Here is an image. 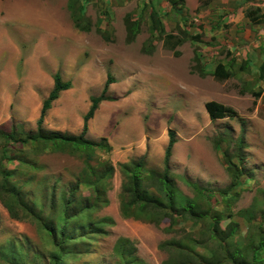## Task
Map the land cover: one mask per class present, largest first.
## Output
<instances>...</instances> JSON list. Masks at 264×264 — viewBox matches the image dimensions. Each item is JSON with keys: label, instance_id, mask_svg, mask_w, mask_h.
Returning <instances> with one entry per match:
<instances>
[{"label": "rangeland", "instance_id": "1", "mask_svg": "<svg viewBox=\"0 0 264 264\" xmlns=\"http://www.w3.org/2000/svg\"><path fill=\"white\" fill-rule=\"evenodd\" d=\"M193 2L189 0V5ZM162 3L159 14L170 31L180 19L169 0ZM196 4L200 7L199 0ZM144 5L145 0H0V171L14 172L12 181L18 191L36 211H42L43 217L56 221L63 199L78 179L85 177L87 165L81 154L44 153L22 140L38 132L37 121L53 89L54 75L59 73L64 82H71V88L53 102L42 131L69 135L81 133L91 98L102 94L108 76L119 89L128 80L131 101L120 94H108L114 101L100 104L92 125L88 123L86 138L108 141L116 127L112 135L118 130L116 139L124 142L130 132L126 143L132 145L140 140L141 129L147 137L173 130L176 143L171 150L169 176L175 194L195 202L201 210L212 207L229 215L238 223L236 243L241 244L256 224L264 222L260 219L264 212V89L250 88L251 83L242 79L217 81L214 77L204 81L193 78L198 89L193 94L187 92L188 87L176 86L172 73L175 60L187 62H179V67L195 66L168 50L175 40L165 45L163 38H152L148 13L141 17L135 40L128 41L125 18L139 15ZM193 19H186L191 36L198 28L202 32L204 26ZM201 36L185 39L178 51L190 58L198 49L196 42L211 39L205 33ZM129 58L148 64L152 71H131L134 62ZM209 101L233 109L236 116L211 121L205 113ZM10 134L15 140L8 142L6 135ZM242 135L244 146L240 147ZM5 152L13 161L3 160ZM225 155L237 166L236 173L228 169ZM102 162H111L115 170L103 185L108 205L91 219L96 224L106 219L101 223L105 235H95L88 247L77 244L80 253L76 258L68 256L64 264H121L115 252L121 240L129 241L123 243L127 252L146 263L163 264L169 251L161 250V244L199 235L200 226L191 222L180 221L171 227L169 218L160 225L124 218L121 163L98 152L90 165L101 172ZM238 172L242 176L232 186ZM189 182L202 186L205 194H199ZM79 189L78 199L92 194L89 184L83 183ZM250 215L256 217L255 223L246 221ZM24 217L22 212L18 218L11 217L0 201V264L9 263L6 254L11 251L20 252L25 264H53L59 252L51 236ZM88 219L85 215L81 223ZM197 252L209 255L200 248Z\"/></svg>", "mask_w": 264, "mask_h": 264}, {"label": "trees", "instance_id": "2", "mask_svg": "<svg viewBox=\"0 0 264 264\" xmlns=\"http://www.w3.org/2000/svg\"><path fill=\"white\" fill-rule=\"evenodd\" d=\"M199 1L201 6H205L210 0ZM182 2L184 0H175V2H172V6L174 7L177 3ZM246 15L253 24L264 22V13H261L260 9H248ZM125 19L128 41L131 42L140 31V19L131 20L130 15ZM150 19L151 35L159 32L160 36H166L165 42L173 37L166 34L163 24L154 12L150 13ZM260 71L261 79H264V63L261 65ZM230 76V72L225 66L218 63L213 73L215 80L225 81ZM53 80V89L47 99L44 100L37 121L38 132L28 135L26 139L22 140L25 144H30L36 151L44 153L49 151L71 155L81 154L87 165L86 175L78 179L71 190V194L66 199L63 196L62 210L56 221L43 217L42 211H36L35 205L29 203L25 196L18 191L17 186L12 181L14 172L0 171V201L11 217L18 218L20 212H22L25 215L24 218H29L37 223L39 228L46 231L51 236L53 244L59 252L58 256L55 255L53 264H64L68 256L76 258V253H80L79 249L76 250L77 244L80 243L88 247L90 242L95 241V235H105L101 223L106 222V219L97 222L99 224L97 225L95 219L91 218L98 209L108 205L107 198H104L105 188L103 185L112 177L115 168L111 162H102L100 163L102 165V171L100 172V170L92 167L90 162L94 161L98 152H105L109 155L112 147L107 139L91 141L86 136L88 134V123L94 118L99 105L104 101L111 100V97L107 95V91L114 81L111 76H108L102 94L91 98L90 108L83 117L81 133L79 135H69L42 131L44 118L51 109L53 102L59 99L61 92L68 91L71 88V82H64L59 73L54 75ZM254 95L259 96V93H254ZM205 109L212 121L236 116L233 109L216 101L207 102ZM168 136L169 143L164 157V169L161 172L148 168L144 158L120 165L123 175L121 192L123 217L157 225L169 218L171 227L178 225L180 221L191 222L200 226L201 229L197 236L189 234L185 238L183 237L182 241L172 240L160 245L161 250L169 251V257L163 264H264V222L261 221L256 224L247 238L241 244H237L238 223L231 220L229 215H224L212 207L201 210L195 202L183 199L181 194H175L173 178L170 179L169 176L171 150L176 143L175 132L170 129ZM6 139L11 142L15 140V135H6ZM238 142L240 147L244 146L243 135ZM3 160L13 161V158L5 152ZM225 162L228 169L233 170L234 173L238 171L235 163L227 155H225ZM241 176L242 172H238L232 186H236L237 180ZM83 183L91 185L92 194L88 198L78 199L76 193L79 192L80 185ZM189 184L199 194H205L202 186L190 182ZM85 215L89 219L81 223V219ZM261 218H264V212ZM226 220L228 222L223 225ZM246 221L255 223L256 217L250 215L246 218ZM124 242L129 241L121 240L115 248L121 264H148L139 256L127 252ZM120 246L122 247L119 248ZM198 248L203 249L209 255H200L197 252ZM87 250L85 249V254H88ZM8 254L6 256H9V258H5L9 260L10 264H25L20 252L11 251Z\"/></svg>", "mask_w": 264, "mask_h": 264}, {"label": "crops", "instance_id": "3", "mask_svg": "<svg viewBox=\"0 0 264 264\" xmlns=\"http://www.w3.org/2000/svg\"><path fill=\"white\" fill-rule=\"evenodd\" d=\"M162 1L163 0H145V5L143 9H141L142 11L139 15L135 17L130 15V19H140L141 24V17L148 13L150 22L149 28L151 31L150 13L154 12L159 21L163 24L166 34L173 36L167 42L175 40V45L172 46L171 44L168 50L174 51L176 57L179 59L188 61V63L193 62L195 67L189 69L185 66L179 67L180 63L183 65V63L187 62L175 60V68L172 69V73L175 76L176 86L180 84L181 86L188 87L187 92L193 94L198 90L195 87V80L193 78H197L199 81L210 79V77H213L218 63H221L230 72L231 76L227 80L233 78L242 79L251 83L250 88L252 87L255 89L261 86L262 89H264V79H261L260 71V67L264 63V22L253 24L246 15L249 8L254 10L260 9L261 13H264V0H211L205 6H201L200 3V7L196 4L197 0H195L191 6L189 5V0H184V2L180 4L177 3L174 7L172 6V1L169 0L170 8L175 11V14L180 19V21H178L179 24L170 31L167 30L166 23L159 14V11H161L163 7ZM191 17H194V22L204 25L203 33L199 28L198 31L193 33L194 36L190 35L192 34L191 31H188L189 33L187 32V30L191 29L188 27L186 19ZM172 30H174L175 33ZM200 33L202 36L204 33L208 35L211 38L210 41L205 43L196 42L195 46H198L197 51L193 52L190 58H185V55L178 51L179 47L184 43L185 39L187 40L189 37L191 39L197 38ZM156 36L163 38L162 41L166 45L167 42L165 41L167 38L165 35L160 36L159 32H155L152 38H156ZM156 41L157 40H153L154 45L157 44ZM223 51L226 52L225 55H222ZM148 53H152V51H148ZM129 60L134 62L133 66H131V71H152V68L147 66L148 64L146 65L143 62L137 63L136 60L130 58ZM140 63L141 65H139ZM125 66L124 64V67ZM113 83L110 84L107 95L114 94L116 97H120L121 95L122 98L128 97L131 101L132 89H130L128 85V80L123 84L122 89L118 88V84L114 85ZM187 92L186 95L190 94ZM112 101H114V99L110 100V102ZM97 112L94 118L89 121V126L92 125L95 117H97ZM205 113H207V111ZM164 123L167 125L168 121H164ZM150 127L152 128V125ZM115 129L116 127H114L108 135V142L112 147V151L109 153V159L125 164L130 161L144 158L148 168L159 172L164 169L163 161L169 143L168 130L160 136L151 134V137H147L146 132L141 129L139 131V133H141L140 140L131 145L126 143V141L130 139L128 134L131 135V133L129 132L124 139L125 141L121 142L117 140V136H115V133L118 135V130L112 135Z\"/></svg>", "mask_w": 264, "mask_h": 264}]
</instances>
